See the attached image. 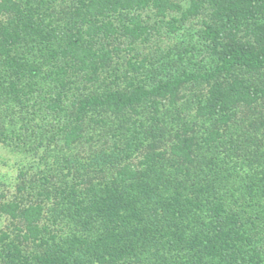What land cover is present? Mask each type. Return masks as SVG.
<instances>
[{"label": "trees", "instance_id": "16d2710c", "mask_svg": "<svg viewBox=\"0 0 264 264\" xmlns=\"http://www.w3.org/2000/svg\"><path fill=\"white\" fill-rule=\"evenodd\" d=\"M0 142V264H264V0H0Z\"/></svg>", "mask_w": 264, "mask_h": 264}, {"label": "rangeland", "instance_id": "374dc122", "mask_svg": "<svg viewBox=\"0 0 264 264\" xmlns=\"http://www.w3.org/2000/svg\"><path fill=\"white\" fill-rule=\"evenodd\" d=\"M180 1H184V0H180ZM141 14L144 19L150 22L151 26L152 24H154V21L156 19L154 15V10L147 9L142 11ZM159 25L160 23H157L155 26L159 28ZM186 28H190L189 25H187ZM191 29L194 30L193 28ZM166 31L167 30L165 29V27H163L160 30V32H156L151 37V42H146V43H144L143 41H142L143 43L139 42L135 51L139 50L140 56H144L145 54L152 53L154 54L153 56L155 57L157 55L159 56L158 53L160 52L158 51L156 54V50H155L156 45H160L162 48L166 49L165 51H167V49H169L175 42L172 39H170V37L166 36L167 34ZM185 31L186 30L183 28L177 34H175L176 35V36L174 35L175 36L174 38H176L175 40L181 41ZM175 51L176 48L173 47V50L169 52L171 56L160 55L159 58L161 59L159 60V63L155 64L156 70L158 71L157 76H159V78L172 77L173 74L176 75L177 73H179L183 67L189 70L198 69L201 67V65H203L206 62L208 58L207 52L201 54L196 53L193 56L189 55L188 57H186V59L180 60L179 62H175L173 61V59L177 57ZM198 87L200 88L199 84H196V86L193 85L188 86L186 89H184V91L185 93H193L197 90ZM11 149L12 148L9 147L7 144H3L0 142V193L3 192L8 195L11 192H14L15 190V185L17 180L16 177L19 171L18 163L23 158V156L21 157L20 154L13 152ZM32 158L33 155L32 157L29 155L26 156V160L30 161ZM8 225H10L9 218L4 214H0V229H6Z\"/></svg>", "mask_w": 264, "mask_h": 264}]
</instances>
